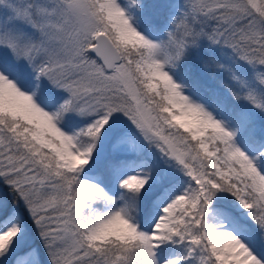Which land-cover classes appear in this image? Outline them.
<instances>
[{
	"label": "snow or ice",
	"instance_id": "obj_1",
	"mask_svg": "<svg viewBox=\"0 0 264 264\" xmlns=\"http://www.w3.org/2000/svg\"><path fill=\"white\" fill-rule=\"evenodd\" d=\"M0 264H264V0H0Z\"/></svg>",
	"mask_w": 264,
	"mask_h": 264
}]
</instances>
